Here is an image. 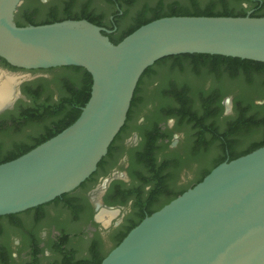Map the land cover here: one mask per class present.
I'll return each mask as SVG.
<instances>
[{"label": "water", "instance_id": "95a60500", "mask_svg": "<svg viewBox=\"0 0 264 264\" xmlns=\"http://www.w3.org/2000/svg\"><path fill=\"white\" fill-rule=\"evenodd\" d=\"M22 3L0 0V57L28 70L80 66L93 85L71 125L0 163V216L51 202L88 179L124 126L140 78L158 60L204 53L264 62V16L251 12L164 16L115 44L112 30L85 18L20 26ZM12 104L13 97L0 111ZM100 264H264V145L221 162L147 215Z\"/></svg>", "mask_w": 264, "mask_h": 264}, {"label": "trees", "instance_id": "16d2710c", "mask_svg": "<svg viewBox=\"0 0 264 264\" xmlns=\"http://www.w3.org/2000/svg\"><path fill=\"white\" fill-rule=\"evenodd\" d=\"M24 1L16 13V22L20 26L83 18L97 24L92 0H51L49 4L40 0ZM107 1L116 6L114 19H106V13L100 11V26L112 30L107 35L115 44L141 25L164 16H245L249 12L252 16H264V0H185L168 4L165 0H145L138 6L139 9L130 22L121 27V19H125L129 9L137 7L142 0ZM154 1L156 2L152 5ZM49 5L44 13L43 10ZM4 61L6 62L5 59ZM154 77L164 87L160 94L169 98L172 106L169 112H161L160 117L177 118L173 130L183 131L186 135L182 145L185 151L183 155L177 149L165 151L168 149L165 139L171 138L172 129L160 134L157 124L161 118L153 121L152 127L147 131L139 128L143 142L137 154H134L133 165L129 170L131 178L139 180V184L122 191L120 197L127 200L130 195L134 196L135 205L147 206L148 213L141 214L139 219L122 228L113 248L147 215L196 185L218 164L264 145V62L218 54H177L164 57L145 70L135 90L127 120L98 166L101 167L110 156L114 143L133 119L141 86ZM54 81L61 91L55 103L47 105L35 102L22 112L0 114V163L28 152L67 128L80 116L91 96V73L80 66H61L55 73ZM231 93L234 94L235 112L221 120L224 109L222 100ZM193 103L197 105L199 112H188L193 108ZM213 103L216 104L215 107H212ZM159 137L162 139L161 143L158 142ZM196 162L201 165L200 173L191 186L168 188L171 181L176 180L178 170L183 165L191 166ZM117 182L121 185L123 183ZM146 185L151 186L147 191L144 190ZM145 191L148 196H145ZM67 195L65 193L53 201ZM49 203L24 212L0 216V221H14L23 213L41 210ZM64 238L68 239V236ZM51 250L60 253L61 258L48 264H100L109 253L106 252L101 257L91 256L77 260L74 250L69 251L61 246L51 247ZM31 255L32 261L28 264H40L37 251H32Z\"/></svg>", "mask_w": 264, "mask_h": 264}, {"label": "flooded vegetation", "instance_id": "af4514ba", "mask_svg": "<svg viewBox=\"0 0 264 264\" xmlns=\"http://www.w3.org/2000/svg\"><path fill=\"white\" fill-rule=\"evenodd\" d=\"M50 1L40 0L42 3ZM92 9L95 21L100 26V10L94 5ZM109 19H114V13L109 15ZM57 69H20L0 57V71L17 74L21 80L18 90L15 94L13 92V104L0 111V114L22 112L35 102L47 105L55 103L58 97L52 94V89ZM163 88L160 80L155 77L141 86L133 110V119L114 143L110 156L101 167H97L88 181L69 192L65 198L48 202L49 204L41 210L23 213L14 221H0V264H28L32 261V251H37L40 264H48L61 258L60 253L51 250L54 246L74 250L77 260L91 256L101 257L112 250L122 228L139 219L141 214L148 213L147 206L135 205L134 196L130 195L129 199L124 200L120 193L139 184V180L132 179L129 175L134 154H137L143 142L139 128L147 131L152 127L153 121L161 118V112H169L172 107L169 98L160 94ZM228 101L231 103L230 108ZM193 104V108L188 112H199L197 105ZM222 104L224 109L221 120L235 112L233 97L225 96ZM215 106L213 103L212 107ZM176 122L175 116L164 117L159 119L157 128L160 134L172 129L171 138L165 139L168 143V149L165 151L177 149L179 154L183 155L185 148L182 145L186 135L183 131L173 130ZM161 141L159 137L158 142ZM158 157L161 160L159 155ZM188 167L190 166L183 165L178 170L176 180L171 181L169 189L177 188V185L183 182ZM117 181H122V185ZM192 184L193 181L187 185ZM150 188V185H146L144 190ZM146 191L145 196H148ZM111 213L113 215L110 216ZM66 235L68 239L64 238Z\"/></svg>", "mask_w": 264, "mask_h": 264}, {"label": "rangeland", "instance_id": "374dc122", "mask_svg": "<svg viewBox=\"0 0 264 264\" xmlns=\"http://www.w3.org/2000/svg\"><path fill=\"white\" fill-rule=\"evenodd\" d=\"M92 1H93V5L96 8H98L101 12H105L106 13V19H109V15H111L116 10L115 4L111 3L110 1H107V0H92ZM144 1L145 0H142V3H139L137 5V7H133V8H130L129 9L130 12H129L128 16L125 19H121V21H120L121 27L126 26L130 22V20L135 16L136 11L139 9L138 6L141 5V4H143ZM165 1H166V4H168V3L173 2V1H181V2H184L185 0H165ZM155 2L156 1L152 2V5H154ZM50 5L47 6V7H45L46 9L43 10L44 13L48 10L47 8H49ZM124 8L125 9H128L127 6H125ZM52 94H54L58 98H59V96L61 94V91L59 90V88H58V86L56 84H54V87L52 89ZM226 96L227 97H229V96L234 97V94L231 93V94H228ZM212 157H214V156H212ZM200 167H201V165L198 164L197 162L194 163L192 166L188 167V169H187L188 170V173L186 174L185 179L183 180V182H181L177 186L178 187H181V186L187 185V184L191 183L193 180H195V178L197 177V175L200 173ZM109 246H110V244H109Z\"/></svg>", "mask_w": 264, "mask_h": 264}, {"label": "bare ground", "instance_id": "6f19581e", "mask_svg": "<svg viewBox=\"0 0 264 264\" xmlns=\"http://www.w3.org/2000/svg\"><path fill=\"white\" fill-rule=\"evenodd\" d=\"M19 79L17 74H11L5 71L0 73V105H2V107L12 99L14 85ZM111 215H113V213H111L110 216Z\"/></svg>", "mask_w": 264, "mask_h": 264}, {"label": "clouds", "instance_id": "9594fccd", "mask_svg": "<svg viewBox=\"0 0 264 264\" xmlns=\"http://www.w3.org/2000/svg\"><path fill=\"white\" fill-rule=\"evenodd\" d=\"M0 107H2V105H0Z\"/></svg>", "mask_w": 264, "mask_h": 264}]
</instances>
